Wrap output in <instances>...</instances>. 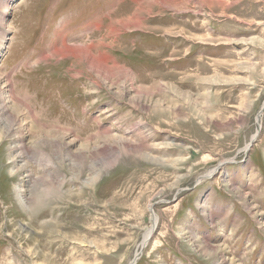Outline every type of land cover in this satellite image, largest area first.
<instances>
[{
  "label": "rangeland",
  "instance_id": "374dc122",
  "mask_svg": "<svg viewBox=\"0 0 264 264\" xmlns=\"http://www.w3.org/2000/svg\"><path fill=\"white\" fill-rule=\"evenodd\" d=\"M0 21V264H129L153 213L136 264H264V0H0ZM19 125L41 164L13 157Z\"/></svg>",
  "mask_w": 264,
  "mask_h": 264
},
{
  "label": "bare ground",
  "instance_id": "6f19581e",
  "mask_svg": "<svg viewBox=\"0 0 264 264\" xmlns=\"http://www.w3.org/2000/svg\"><path fill=\"white\" fill-rule=\"evenodd\" d=\"M133 20V19H132ZM1 22V21H0ZM139 23V22H138ZM2 45V44H1ZM0 45V46H1ZM66 47V46H65ZM60 50V49H59ZM76 51V50H75ZM75 51H72L71 52V49H63V50H61V53L62 54H66L67 52L69 53V52H71L72 54H74L75 53ZM77 51H79V50H77ZM76 51V52H77ZM88 51V50H87ZM87 53V52H86ZM86 55V54H85ZM82 56H83V54H82ZM102 62H103V60H102ZM106 62V61H105ZM89 64V63H88ZM108 66V65H107ZM106 66V67H107ZM98 73V72H97ZM3 90V89H2ZM0 96H2V93L0 94ZM6 96V95H5ZM3 98V97H2ZM13 98V97H12ZM1 99V98H0ZM4 99V98H3ZM6 99V98H5ZM10 99H11V97H10ZM17 99V98H16ZM12 100V99H11ZM7 105V104H6ZM6 105H5V101H3L2 100V102H0V112H1V115L4 113V112H7V108H6ZM262 106H263V104H262ZM16 107V106H15ZM29 108V106L26 104V109H28ZM17 109H19L18 107H17ZM16 109V110H17ZM22 111V110H21ZM28 111H29V109H28ZM23 112V111H22ZM260 112H262V111H260ZM18 114V113H17ZM17 114H15L14 112L12 113H8V115L7 116H4L5 117V119H6V121L7 122H15V121H17V120H20V118H19V116L17 115ZM24 114H25V112H24ZM24 114H22V115H24ZM3 117V116H2ZM22 117V116H21ZM3 119V118H2ZM35 121H38L39 122V120H35ZM25 123V122H24ZM24 125H19L18 127H17V129H19V130H17V132H18V143H17V146L15 147V148H13V157H15V159H16V157L18 156H16L15 154L16 153H19L20 155H19V157H22L24 160H26L27 162L28 161H34V162H38L39 164H41L42 162H41V160L43 161V160H45V148H44V151H42L41 150V148L39 147V146H41V142H40V144H35V146L34 145H32V146H28V144H26L25 142H23V134H21V131L23 130V127ZM31 128H33V126L31 127ZM33 130V129H32ZM31 129H28V133L29 134H33L34 132L32 131ZM38 130H39V128H38ZM25 131H27V130H25ZM35 131V130H34ZM256 136H257V132H256V134L255 135H253V137L251 138V139H253V140H255V138H256ZM42 136H40V138H41ZM57 138H50V140L47 138V141L49 140V141H51V140H56ZM34 140H36V139H34ZM33 140V141H34ZM44 140V139H43ZM46 141V142H47ZM36 143H38V142H36ZM70 143V142H69ZM46 143L43 141V146L45 145ZM52 144H54V146H56V147H58L57 145H55V142L54 143H52ZM57 144V143H56ZM125 146H127L128 147V145L127 144H124V147ZM247 147V146H246ZM50 148V147H49ZM99 149V148H98ZM50 152H51V150H50ZM55 152L56 153H61V151L60 150H57V148L55 149ZM80 153V152H79ZM12 154V153H11ZM50 155V154H49ZM71 155V156H70ZM52 156V155H51ZM60 156V154L58 155V157ZM68 156L69 157H72L73 155H72V153L71 152H69L68 153ZM78 156V155H77ZM47 158V157H46ZM75 158V157H74ZM46 161H47V159H46ZM29 174L27 175L28 177H30V179L32 180V181H34V182H36V181H39V180H43L42 178L43 177H33L32 175L33 174H31V172L29 171L28 172ZM41 176V175H40ZM45 181L47 182V179H45ZM30 183V182H29ZM42 183H44V180H43V182ZM32 185H33V182H32ZM21 206V205H20ZM152 212V211H151ZM153 216H152V224H151V227H149L147 230H146V232H145V235L143 236V238H142V240H141V242H140V245H141V248L146 244V240L148 239V235H149V233H151L152 232V230H153V228L156 226V222H157V217H156V214L155 213H153L152 214ZM43 217V216H42ZM41 217V218H42ZM146 241V242H145ZM141 248H139V250H137L136 252V254H135V256H134V258H133V260H131L130 261V263L129 264H136V262H137V259L139 258V256H140V253L138 252V251H140L141 250Z\"/></svg>",
  "mask_w": 264,
  "mask_h": 264
},
{
  "label": "water",
  "instance_id": "95a60500",
  "mask_svg": "<svg viewBox=\"0 0 264 264\" xmlns=\"http://www.w3.org/2000/svg\"><path fill=\"white\" fill-rule=\"evenodd\" d=\"M264 106V105H263ZM257 119L259 118V114L257 115V117H256ZM253 141V139H251V141H250V144H251V142Z\"/></svg>",
  "mask_w": 264,
  "mask_h": 264
}]
</instances>
